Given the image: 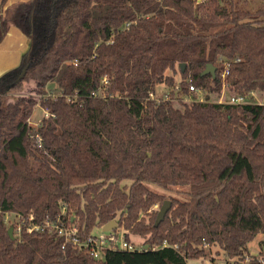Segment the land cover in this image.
Returning <instances> with one entry per match:
<instances>
[{"label": "trees", "instance_id": "trees-1", "mask_svg": "<svg viewBox=\"0 0 264 264\" xmlns=\"http://www.w3.org/2000/svg\"><path fill=\"white\" fill-rule=\"evenodd\" d=\"M4 11L0 41L13 25L29 46L0 79V264H189L211 246L242 263L259 233L264 257V103L253 101L264 0H22ZM223 89L247 102H212ZM37 106L49 115L36 126ZM7 213L60 218L81 239L115 219L116 237L125 228L148 246L95 257L50 228L11 238Z\"/></svg>", "mask_w": 264, "mask_h": 264}, {"label": "built area", "instance_id": "built-area-1", "mask_svg": "<svg viewBox=\"0 0 264 264\" xmlns=\"http://www.w3.org/2000/svg\"><path fill=\"white\" fill-rule=\"evenodd\" d=\"M229 69H225L223 72V76H225L228 73ZM191 90L195 89L197 91H200L196 86L194 87L191 85ZM247 97L243 95H232L229 99L226 101H229L231 103H244L247 102ZM221 101H224L221 99ZM44 110V116L49 115V109L47 107H42ZM40 124V123H39ZM38 124V125H39ZM35 125V124H34ZM34 138L38 144V146L42 147V136L39 133L34 134ZM12 215V216H10ZM6 221L8 225H11L13 227V233L14 235L19 236L21 234V231L23 229L24 225H27V229L30 231L35 230H44L45 228H50L51 230H58L60 234L65 235L66 239L71 240L76 246H80L83 248H86L92 255L95 257H99L101 255V251L105 248H117V237L116 233H112V235H91L85 239H81L78 235V229L76 226H67L63 222L60 221V218L58 221H52L49 217H47L43 222L34 221L32 217L29 218L28 222L26 217L21 214H14V213H7L6 214ZM120 248H126L129 250H143L147 249V246H139L138 244L134 242H129L127 240H123L122 246L118 244ZM156 248V246L154 247Z\"/></svg>", "mask_w": 264, "mask_h": 264}, {"label": "rangeland", "instance_id": "rangeland-1", "mask_svg": "<svg viewBox=\"0 0 264 264\" xmlns=\"http://www.w3.org/2000/svg\"><path fill=\"white\" fill-rule=\"evenodd\" d=\"M176 77L179 79L181 77L180 71L178 70ZM178 82V81H177ZM52 86L54 84H51ZM50 85V86H51ZM169 90V86H167L165 83L158 84L157 86V91H156V96L161 97L164 96L165 92ZM200 97L202 99H205V92H199ZM232 92L229 91L228 89H223L221 94H218L217 92H212L210 94V100L213 101H221L222 100H227L232 96ZM256 94V93H255ZM253 101L254 102H262L264 103V93H258L254 95ZM187 100H191V96H185L184 97ZM259 102V103H260ZM44 115V110L41 106H37L34 110L33 116L31 118V122L35 124L36 126L41 122L42 118ZM161 207L158 205L154 206V209L160 210ZM12 216V215H10ZM115 230V229H114ZM125 228H119L117 230L118 237H117V244L122 246L123 240H125ZM93 234L101 236V235H112V232L110 231H104L103 227L101 226H96L94 227ZM263 238V234L259 233L257 237L248 245L249 252L246 255V259L244 261L240 260L242 263H239L237 261H228L227 257L225 256L224 252H221L216 246H211L210 248L207 247V252L206 255L197 258V259H190L188 262L189 264H245V263H250L253 258H256L258 260V264H264V257L261 256L262 254L260 253L261 251V240ZM131 239L134 243L138 244L139 246L144 245V238L139 235L131 234ZM148 246V245H144Z\"/></svg>", "mask_w": 264, "mask_h": 264}, {"label": "crops", "instance_id": "crops-1", "mask_svg": "<svg viewBox=\"0 0 264 264\" xmlns=\"http://www.w3.org/2000/svg\"><path fill=\"white\" fill-rule=\"evenodd\" d=\"M16 1L22 0H8L7 4L3 7L2 0H0V19L3 12H5V7ZM28 46L29 40L27 36L22 33L18 27L12 25L8 30V33L0 41V79L4 74L16 69L20 63H22V55L27 50ZM256 94L254 93V95Z\"/></svg>", "mask_w": 264, "mask_h": 264}, {"label": "water", "instance_id": "water-1", "mask_svg": "<svg viewBox=\"0 0 264 264\" xmlns=\"http://www.w3.org/2000/svg\"><path fill=\"white\" fill-rule=\"evenodd\" d=\"M181 66H182V69L184 70L185 69V63H181ZM28 66H25L24 69L21 71V73L19 74V76L17 77V80H19L20 78H22V76L25 74L26 70H27ZM216 72V67L213 66L212 64H208L206 69L203 71V74H208V73H212L213 75L215 74ZM171 200H165V202L163 203L162 207L160 208L159 212H158V218L156 220V224H159L166 216L167 212L170 210L171 208ZM118 222L113 219L111 221H109L108 223H106L104 226H103V230L104 231H111V230H114V229H117L118 228ZM8 233L9 235L11 236V238L14 237V234H13V227H10L8 229Z\"/></svg>", "mask_w": 264, "mask_h": 264}]
</instances>
